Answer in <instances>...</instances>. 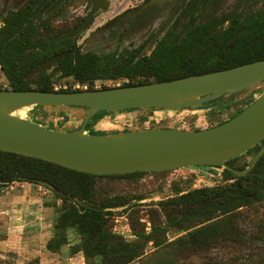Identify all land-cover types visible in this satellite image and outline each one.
<instances>
[{
  "label": "trees",
  "instance_id": "trees-1",
  "mask_svg": "<svg viewBox=\"0 0 264 264\" xmlns=\"http://www.w3.org/2000/svg\"><path fill=\"white\" fill-rule=\"evenodd\" d=\"M54 1L25 0L2 16L0 69L7 84L0 89L80 90L71 87L72 82L86 83L87 89H95L97 80H117L122 86L134 85L200 74L264 58L263 0H257L248 11L235 16L225 13L221 22L229 20L226 26L220 22L218 27L207 21L181 40L168 41L165 36L150 56L134 62L131 59L124 64L116 63L113 58L82 54L74 46L62 48V44H74V41L62 37L60 26H54L52 19L61 11L53 7ZM52 56H58L53 65L30 75L34 66ZM66 78L72 80L68 87L54 88L58 80ZM107 87L112 86H100ZM220 100L222 97L206 103L205 107ZM253 100L242 106L236 100L211 108L208 114L235 107L227 119H219L212 126L232 118ZM101 113L103 111L94 117ZM263 142L264 139L227 163L244 169ZM169 171L99 175L0 149V188L14 181H24L41 185L53 195V205L58 208V213L52 224L53 234L46 242L51 253L68 244L70 228H74L80 237L79 242L70 246V252H82L85 264H129L144 259L146 264H180L185 255L202 253L218 244L237 245L243 250L264 248V154L244 175L223 169L224 180L217 185L177 190L165 198L143 203L148 206L149 230H146L145 222L140 221L138 207L135 208L141 203L130 206L132 209L126 207L130 210L128 218L133 238L128 239L114 230L112 208L128 200L101 191L100 182L119 179L137 182L146 174ZM144 197V193L134 196L137 199ZM250 208L257 212L262 208L263 218L253 219L251 228H246L240 221L249 216L245 209ZM149 242L160 250L152 258L145 257ZM25 264H40V261L33 258ZM251 264H264V253Z\"/></svg>",
  "mask_w": 264,
  "mask_h": 264
},
{
  "label": "water",
  "instance_id": "water-1",
  "mask_svg": "<svg viewBox=\"0 0 264 264\" xmlns=\"http://www.w3.org/2000/svg\"><path fill=\"white\" fill-rule=\"evenodd\" d=\"M52 56L30 75L53 65ZM259 95L232 118L206 128L125 126L92 131L103 113L128 110L183 111L211 109L236 101L243 92ZM222 97L218 103L205 104ZM41 107L60 115L76 113V127L22 117L19 112ZM97 117V113L102 112ZM63 117V116H62ZM264 139V58L169 80L73 91L0 89V149L52 161L92 174L175 170L184 166H218L244 175L264 154V142L244 169L227 163ZM77 200V199H75ZM78 201V200H77Z\"/></svg>",
  "mask_w": 264,
  "mask_h": 264
},
{
  "label": "rangeland",
  "instance_id": "rangeland-1",
  "mask_svg": "<svg viewBox=\"0 0 264 264\" xmlns=\"http://www.w3.org/2000/svg\"><path fill=\"white\" fill-rule=\"evenodd\" d=\"M24 0H0V22L2 16L11 9L20 6ZM72 14V13H70ZM52 19L54 26H61L66 18L59 12ZM53 68V67H52ZM50 68V70L52 69ZM72 82L70 78L60 79L55 83L57 89L66 88ZM77 82H72L71 87ZM121 81H95V88L102 84L111 86L120 85ZM6 79L0 69V87H5ZM262 88L253 93L243 92L236 99L239 106L256 98ZM234 106L227 111L211 113V109H197L195 111H166V110H128L117 115L103 113L95 119L90 127L92 131L122 129L125 126H177L178 128L197 129L210 127L219 119H227L233 112ZM22 117L40 120L50 126L65 125L76 127L81 123L76 113L60 115L52 110L41 107L25 108L17 112ZM63 116V117H62ZM222 169L217 166H184L169 172L146 174L140 180L127 179L100 182V190L109 193V196L126 197L127 202L112 208L114 210V230L131 239L129 208L141 203L139 209L140 221L145 222L149 230L148 206L150 203L172 195L177 190H186L193 187L217 185L223 181ZM145 195L142 199L134 198L139 194ZM112 194V195H111ZM136 194V195H135ZM134 198V199H133ZM53 195L41 185L14 181L0 188V264H25L37 258L40 264H85L82 252H70V246L79 242V234L74 228L67 232L68 244H65L56 253L46 248V242L53 234L52 224L57 216V207L53 205ZM59 201L57 200V203ZM125 207V208H124ZM133 207V206H132ZM132 207H130L132 209ZM255 208L245 209L249 216L240 224L251 228V221L263 218L262 208L256 213ZM262 246L253 250H243L237 245L218 244L215 247L197 254L185 255L180 264H251L264 251ZM160 250L151 242L146 246V256L151 258ZM150 263V262H149ZM129 264H146V261H133Z\"/></svg>",
  "mask_w": 264,
  "mask_h": 264
},
{
  "label": "flooded vegetation",
  "instance_id": "flooded-vegetation-1",
  "mask_svg": "<svg viewBox=\"0 0 264 264\" xmlns=\"http://www.w3.org/2000/svg\"><path fill=\"white\" fill-rule=\"evenodd\" d=\"M256 1L55 0L53 7L61 10L64 18L70 15L60 32L74 44H62V48L74 46L82 54L124 64L150 56L165 36L168 41L181 40L207 21L219 27L225 13L235 16L248 11ZM229 22L226 19L221 24Z\"/></svg>",
  "mask_w": 264,
  "mask_h": 264
},
{
  "label": "built area",
  "instance_id": "built-area-1",
  "mask_svg": "<svg viewBox=\"0 0 264 264\" xmlns=\"http://www.w3.org/2000/svg\"><path fill=\"white\" fill-rule=\"evenodd\" d=\"M88 86V84H81L79 82H77L75 85H74V88H80V89H86ZM55 89H57V86L54 87ZM218 167V166H217Z\"/></svg>",
  "mask_w": 264,
  "mask_h": 264
}]
</instances>
